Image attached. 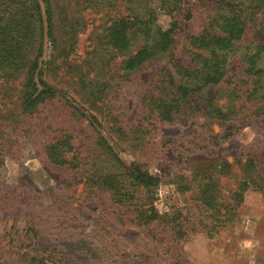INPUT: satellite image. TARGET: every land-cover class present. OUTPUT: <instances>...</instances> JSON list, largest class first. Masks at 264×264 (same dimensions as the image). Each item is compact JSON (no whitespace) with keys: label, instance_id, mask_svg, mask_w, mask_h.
I'll list each match as a JSON object with an SVG mask.
<instances>
[{"label":"rangeland","instance_id":"374dc122","mask_svg":"<svg viewBox=\"0 0 264 264\" xmlns=\"http://www.w3.org/2000/svg\"><path fill=\"white\" fill-rule=\"evenodd\" d=\"M58 1L55 18L62 15ZM95 1L106 7L80 11L74 41L60 21L57 36L68 41L69 52L60 46L51 59L46 43L52 65L44 79L58 92L54 98L24 112L22 79L0 82V264H264V93L254 98L244 65L229 66L222 91L207 90L221 101L228 97L223 91H238L240 109L227 121L195 110L168 122L152 111L167 68L190 60V39L202 34L218 0H169L173 13L157 11L149 39L163 46L158 30L176 22L169 44L132 71L125 69L127 55H106L103 29L116 18L144 14L147 0ZM244 37L264 44L259 28ZM142 44L132 39L131 55ZM65 134L74 151L92 155L103 137L118 162L106 152L91 158L96 167L140 170L159 178L158 186L131 182L132 211L116 205L92 180L96 167L77 172L73 151L63 157L68 165L50 162L46 147ZM248 179L256 190L236 206Z\"/></svg>","mask_w":264,"mask_h":264},{"label":"trees","instance_id":"16d2710c","mask_svg":"<svg viewBox=\"0 0 264 264\" xmlns=\"http://www.w3.org/2000/svg\"><path fill=\"white\" fill-rule=\"evenodd\" d=\"M59 1L62 6L61 18H55L56 6L53 0H0V82L22 79L21 106L24 112L34 111L38 105L58 94L47 84L44 74L52 65L50 60L55 57L53 53L58 47L68 48L62 51L63 54L65 51L69 52L71 45L68 41H74L83 23L80 11L85 8L98 10L101 6L106 7V3L104 6V2L96 3L95 0ZM168 1L163 0L158 3L157 0H147L144 14L116 18L107 27L105 26L102 38L106 55L112 57L115 52L127 55L125 69L132 71L151 62L154 49L164 51L163 46L169 44L176 22H173L168 30H158L156 39L163 46H156L154 42L150 44L149 39L157 11L173 13L170 6L172 2ZM71 9L76 17L68 15L67 11ZM211 14L202 34L190 39L192 47L190 60L176 62L171 68H167L166 80L162 81V85L165 86L160 89L159 96L151 100L152 111L163 121L171 122L178 116L188 115L187 113L195 110L204 117L212 118L214 122H225L232 115L235 116L236 111L240 109L237 106L240 96L236 89L223 91L228 94L225 101H221L220 98H210L207 90L216 87L222 91L220 84L225 79L229 66L238 60L244 65V73L250 79L254 98L263 96L260 91L264 93V69L260 65L264 61V44L250 42L244 35L250 27L259 28L264 34V0H218ZM60 21L66 22L69 26L68 41H61L57 36ZM136 36L143 41V44L135 54L131 55V42ZM47 42L52 48L50 60H46L44 56ZM101 65L102 70L105 63L101 61ZM257 84L260 86L259 89L256 88ZM75 111L77 110L73 109V112ZM71 138L70 135L65 134L46 147L47 157L53 165H68L63 157L69 151H73L72 163L78 173L88 174L89 169L96 167L91 162V158L99 159L106 152L110 155L108 158L110 162H114V165L118 162V154H114L103 137L100 136L98 139L97 145L100 147H96L94 155L91 153L92 150L86 152L83 149H75L74 151L75 146ZM110 162L106 161L108 166H112ZM98 167H96V176H92L95 179L92 180L109 193L113 203L126 209L131 208L136 200L135 195L129 191V183L135 182L154 189L160 182L159 178L140 170L130 174L126 169V173L123 174L121 170L104 172V168ZM252 170L254 167L250 162L248 171L252 172ZM251 189L256 190L252 188V181L245 180L236 194V206L242 204L245 193ZM225 220L226 218L220 222L221 225H224Z\"/></svg>","mask_w":264,"mask_h":264}]
</instances>
